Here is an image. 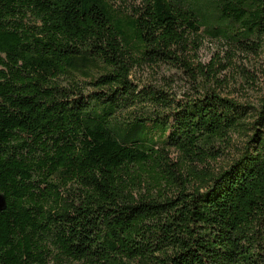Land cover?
<instances>
[{"label":"trees","instance_id":"1","mask_svg":"<svg viewBox=\"0 0 264 264\" xmlns=\"http://www.w3.org/2000/svg\"><path fill=\"white\" fill-rule=\"evenodd\" d=\"M119 1L0 0V264H264V98L184 58L260 55L264 0ZM158 65L192 92L140 90Z\"/></svg>","mask_w":264,"mask_h":264},{"label":"rangeland","instance_id":"2","mask_svg":"<svg viewBox=\"0 0 264 264\" xmlns=\"http://www.w3.org/2000/svg\"><path fill=\"white\" fill-rule=\"evenodd\" d=\"M115 9L125 13H131L134 7L140 5V1H117L112 0ZM196 37L190 38L186 58L192 67L199 72L201 69L208 71L212 65L217 71L222 81L219 85L211 86L223 96L234 98L240 102H248L254 106H259L264 98V42L260 55L238 54L231 58L232 48L228 43L220 38H212L202 28ZM186 68H173L167 65H158L153 67H139L132 72L131 79L140 84V90L143 85L152 84L165 91L173 93L177 98L185 97V94L192 92L194 80L188 73L184 72ZM75 81L81 83V86L90 91L92 86L85 78L77 76ZM63 84L68 86V80L63 79ZM211 84V82H209ZM195 85V84H194ZM180 156L175 151L171 152L170 159L177 163ZM224 162L219 160L213 163L211 167L216 168ZM204 167H198L202 170ZM186 176V173H184ZM68 264H86L84 261H72Z\"/></svg>","mask_w":264,"mask_h":264}]
</instances>
